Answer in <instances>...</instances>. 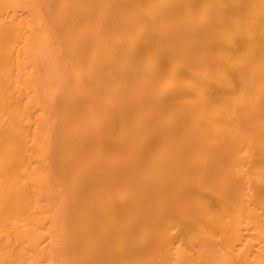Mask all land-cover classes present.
Masks as SVG:
<instances>
[{
  "label": "bare ground",
  "instance_id": "6f19581e",
  "mask_svg": "<svg viewBox=\"0 0 264 264\" xmlns=\"http://www.w3.org/2000/svg\"><path fill=\"white\" fill-rule=\"evenodd\" d=\"M0 264H264V0H0Z\"/></svg>",
  "mask_w": 264,
  "mask_h": 264
}]
</instances>
